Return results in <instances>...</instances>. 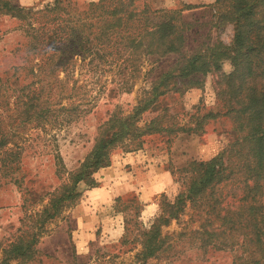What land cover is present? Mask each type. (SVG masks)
<instances>
[{
    "label": "rangeland",
    "instance_id": "1",
    "mask_svg": "<svg viewBox=\"0 0 264 264\" xmlns=\"http://www.w3.org/2000/svg\"><path fill=\"white\" fill-rule=\"evenodd\" d=\"M12 2L31 11L24 10L21 18L0 15V117L10 141L2 151L13 149L21 156L15 168H0V264H5L12 242L18 237L32 240L38 231L35 252L7 264H264L257 242L264 227V207L258 206L264 198L251 189L254 183L264 187V178L240 167V148L226 152L230 177L208 187L196 201L187 200L183 210L170 206L189 181L190 161L217 155L236 134L248 131L241 129L240 120L223 115L203 120L212 109L225 110L220 74L232 70L229 60L223 61L221 71L202 75V82L192 86L173 71L169 92L140 116V126L154 121L160 131L145 135L143 143L127 138L112 147L111 159L116 160L128 161L127 153L140 151L146 162L138 167L145 170L130 165L103 176L98 175L100 168L93 174L96 186L81 182V196L42 223L43 208L104 135L106 122L142 104L152 81L182 58L147 50V31L168 19L165 11L183 10L175 24L184 32V54L217 40L230 45L234 25L217 23L229 6L217 0ZM119 2L126 4L129 22L101 38L108 39L105 51H80V41H100L102 21L113 19L104 12ZM44 25L62 27L52 47L35 40L33 29ZM256 82L262 94L264 77ZM35 89H41L40 106L51 103L42 117L36 115L38 106L25 115L22 102ZM154 225L159 226L162 246L155 256L142 259L144 233Z\"/></svg>",
    "mask_w": 264,
    "mask_h": 264
},
{
    "label": "trees",
    "instance_id": "2",
    "mask_svg": "<svg viewBox=\"0 0 264 264\" xmlns=\"http://www.w3.org/2000/svg\"><path fill=\"white\" fill-rule=\"evenodd\" d=\"M217 1H224L230 8L229 11L219 15L217 23L222 25L227 20L234 25V36L231 44L226 45L222 41L217 40L206 49H199L191 54H184V32L175 24L176 19H180L183 10L165 11L168 14H166V18L168 19L151 31H147V34L151 38L148 41L149 43L145 44L144 47L150 52L160 53L161 56L176 53L181 55L182 58L178 59L173 70L160 73L152 81L151 90L148 92L150 96L142 104L136 105L131 113L118 118L114 117L109 119L108 123L106 122L107 127L104 135L96 140L93 149L81 165L70 173L68 181L62 185L61 190L55 196H52L49 204L43 208L42 216L44 219L42 223L48 219L57 217L69 203L81 196L82 193L78 188L81 182H85L90 187L98 184L93 174L100 168L111 164L112 147L117 142L130 138L139 139L143 143L141 139L145 135H151L160 131V127L154 121L140 126V116L144 111L150 109L153 104L157 103L160 97L169 92L171 89L169 87L170 81L175 77L173 71H178L177 75L185 81L187 80V84L192 86L202 82V75H206L208 72L221 71L224 60H229L232 64L231 71L220 74L221 85L223 86L220 95L225 96L222 103L225 106V110L223 107L217 111L212 109L204 116L203 120L206 118L215 119L223 115L229 119L231 118L234 122L240 120L241 129L246 130L247 127L248 131L245 135L236 134L233 143L228 144L217 155L209 159L190 161L186 169L187 173L190 174L189 181H187L186 187L179 193L175 202L170 203V206L172 209L177 208V211L179 209L183 210L187 200L196 201L208 187L226 180L228 176L230 177L233 169L229 159L225 156L227 151L233 150L236 147L243 151L238 160L241 164L240 167L250 170L251 176L264 178V92L261 94L256 86V79L264 77V0ZM125 6L126 4L122 2H119V6L109 4V10L104 13H107L113 19L102 21L100 29L103 31L98 35L100 41L97 43L89 40L80 41L77 48L79 46L82 52L92 48H98L99 53L105 51L109 47V44L105 46L108 43V39L101 40V38L109 35L111 31L114 33L118 27L129 22V19L125 15L127 14ZM24 10L31 11V9L15 5L12 0H0V15H11L21 18V13ZM91 26H94V24H91ZM61 28L50 29L46 25L38 29L34 28L36 42L40 41V44L42 43V46L46 48L52 47L51 44H55L56 37H61ZM81 30L86 32V29ZM131 43L132 41L129 42V45ZM53 66H55V71L59 70V66L56 67L54 64ZM30 92L33 93V96L29 97L27 101L22 102L27 106L25 115L38 106L41 108V111L37 114L35 112L31 116L35 114L39 117L44 116V114L50 111L51 103L46 107L40 106L38 94L41 92V89L28 90L25 97L30 96ZM1 124L0 117V150L2 151L10 141L6 138V130L2 128ZM188 130L192 131V128ZM20 157L16 155L13 149L2 151L0 153V168H15L16 162L21 163ZM254 184L256 187L251 188L256 191L254 196L260 194L264 198V187L257 183ZM263 207L264 203H259L258 210ZM248 208L256 211L257 207L253 209L251 205ZM172 209L168 210V212L174 217L177 213H172ZM239 215L241 213H238ZM163 218V221H167V217ZM40 232L32 234V240H24L18 237L16 241L12 242L5 251L3 263L7 264L11 259L21 257L29 258L35 252L33 247L38 241ZM143 237L142 259L155 256L163 243V240L157 241L159 239V226L154 225L151 230L145 231ZM257 242L260 245L259 250L264 253V227L257 235ZM259 261L261 262V258ZM254 264L258 263L255 262Z\"/></svg>",
    "mask_w": 264,
    "mask_h": 264
},
{
    "label": "crops",
    "instance_id": "3",
    "mask_svg": "<svg viewBox=\"0 0 264 264\" xmlns=\"http://www.w3.org/2000/svg\"><path fill=\"white\" fill-rule=\"evenodd\" d=\"M127 155H130V157H128V161L121 159V160H116L117 156L115 157V159H112V164L108 167H104L102 169H100L98 172V175L101 174L104 176V173H110V172H115V171H119L120 168H126V166H130V167H138L140 162H144L143 164H145L146 161H144L142 155L140 154V151H134V152H130L129 154L127 153ZM138 170H145L144 167L143 169L141 167L137 168ZM147 169V167H146ZM149 176H147L148 180L151 181L152 177L150 176L152 173L148 172ZM155 174H158L157 171L155 172ZM97 176V175H96ZM102 179V176L100 177ZM129 179V177H128ZM110 180H113L112 177H110Z\"/></svg>",
    "mask_w": 264,
    "mask_h": 264
}]
</instances>
